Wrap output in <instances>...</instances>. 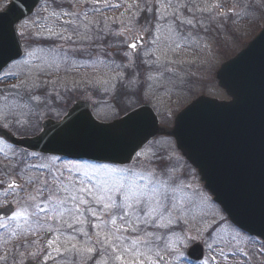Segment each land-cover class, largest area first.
<instances>
[{
	"label": "snow or ice",
	"instance_id": "6c2138e0",
	"mask_svg": "<svg viewBox=\"0 0 264 264\" xmlns=\"http://www.w3.org/2000/svg\"><path fill=\"white\" fill-rule=\"evenodd\" d=\"M261 17L264 0H14L0 30L16 47L17 35L29 46L20 59L19 51L0 60V82L18 81L0 89V264H264V231L194 186L169 139L194 103L169 130L162 98L195 83L192 64L173 57L198 53L201 67L211 65L228 34ZM71 73L80 78L69 80ZM73 95L110 97L114 110L154 102L162 125L154 117L151 136L160 137L113 153L74 152L66 141L82 122L102 127L76 117L46 127L40 139L48 137L50 155L8 138Z\"/></svg>",
	"mask_w": 264,
	"mask_h": 264
},
{
	"label": "water",
	"instance_id": "95a60500",
	"mask_svg": "<svg viewBox=\"0 0 264 264\" xmlns=\"http://www.w3.org/2000/svg\"><path fill=\"white\" fill-rule=\"evenodd\" d=\"M27 2L31 4V0ZM35 2L38 3V0ZM13 3L0 14L12 8ZM24 11L27 16V8ZM16 39L17 47L10 33L0 30V60L16 56L19 51V57L22 56L18 35ZM223 65L216 75L218 85L230 100L199 96L192 102L193 105H187L184 110L191 106L176 115L180 114L176 127L174 121L172 129L175 127L173 134L178 142L175 137L173 139L177 149L199 172L213 200L221 203L222 209L224 206L234 219L246 227L253 231H264V27L245 49ZM231 95L236 96L234 104H230L233 99ZM141 108H144L143 114L129 124L108 127L128 114L110 123L97 121L90 111L91 103L77 100L62 119L57 122L46 119L36 137L13 138L11 141L23 148L47 154L44 149L48 137L40 139L46 127L80 117L77 124L84 119H92L102 127L90 130L82 122L75 135L67 139V146L74 152L113 153L133 140L153 138L151 134L156 129L152 121L155 117L156 127L159 128L157 117L147 105L135 111ZM82 113H86L87 117ZM150 115L151 119L148 118Z\"/></svg>",
	"mask_w": 264,
	"mask_h": 264
},
{
	"label": "rangeland",
	"instance_id": "374dc122",
	"mask_svg": "<svg viewBox=\"0 0 264 264\" xmlns=\"http://www.w3.org/2000/svg\"><path fill=\"white\" fill-rule=\"evenodd\" d=\"M8 2L9 0H0V8L3 7V5ZM29 18V17H28ZM31 18H35V12L31 14ZM27 19V18H26ZM264 26V17H261L260 19L256 20L255 22H248V21H242L240 25H238L237 30L234 31L232 34L227 35L226 40H222L220 46L215 49V60L214 63L211 65H204L203 67L200 66V60L203 58L200 54L198 53H191V52H184L181 53L179 56L173 57V59L177 60H183L185 64H192L191 67V72L194 74L192 76L194 83V86L192 87L191 92L182 94V95H171L170 98L168 97H163L164 102L168 105L169 108L173 107L171 110V114L167 120L166 127L171 128L170 125H172L173 122V115L182 109L185 104L190 102L192 99H194L195 96L200 95V94H205L211 97H217L219 99H226L228 96L225 95L224 91L217 85V79L215 72L219 68L222 62L224 60L234 57L236 53H238L239 50L243 49L245 45L251 40L259 31L260 29ZM25 37H23L24 39ZM27 41L25 44V49L28 48L29 46V41L25 38ZM51 43V42H49ZM55 43H60V42H55ZM61 77H64V73L61 72L59 74ZM55 79V77H52ZM69 80L75 78L79 79L80 74L77 73H71L67 77ZM14 81V82H13ZM8 83L3 84L0 82V89H8L10 85L14 83H18L17 80H7ZM77 99H82L85 101H91L94 105V111L96 113L97 119L98 120H110L112 118H117L119 117L120 113L109 107L111 103V98L106 97L103 95H92L90 98H86L85 96L82 95H73L69 98L66 99V102L64 103V106L59 110V112H48V111H42L41 115L38 117L37 120L44 119L46 117H51V118H59L62 113L67 109L68 106L73 104L74 101ZM154 105V102H149ZM137 105V104H136ZM136 105H133L132 107H135ZM174 105V106H173ZM131 107V108H132ZM154 107V106H153ZM130 109V108H128ZM156 110V108L154 107ZM160 123L162 125V120L160 117L159 112L156 110ZM21 132H25L28 130H20ZM159 138V137H156ZM173 146L174 142L172 141ZM176 154L181 157V155L176 151ZM181 163L185 167V171L188 174L187 178L188 180L196 187L201 189L203 192L207 193L209 196L211 194L207 192L200 181V178L198 174L195 172V170L190 166V164L185 161L183 158L181 160ZM257 261L260 259L259 257L256 258Z\"/></svg>",
	"mask_w": 264,
	"mask_h": 264
},
{
	"label": "flooded vegetation",
	"instance_id": "af4514ba",
	"mask_svg": "<svg viewBox=\"0 0 264 264\" xmlns=\"http://www.w3.org/2000/svg\"><path fill=\"white\" fill-rule=\"evenodd\" d=\"M13 131H15V130H13ZM11 133V132H10ZM14 135H16V134H14Z\"/></svg>",
	"mask_w": 264,
	"mask_h": 264
}]
</instances>
